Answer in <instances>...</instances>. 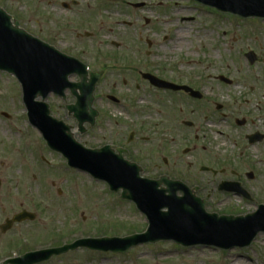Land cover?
I'll return each instance as SVG.
<instances>
[{"label": "rangeland", "instance_id": "obj_1", "mask_svg": "<svg viewBox=\"0 0 264 264\" xmlns=\"http://www.w3.org/2000/svg\"><path fill=\"white\" fill-rule=\"evenodd\" d=\"M71 2L76 5L71 6ZM62 4H67L69 9H63ZM136 4L143 6L134 8ZM0 8L26 33L60 52L93 65L104 61L109 68L101 86L120 81L121 60L125 58L130 62L146 60L147 65L155 61L160 68L174 69L176 74L183 73L203 85L218 88L219 84L212 83L213 79L208 77L228 76L239 67L241 82L246 67L241 56L235 59L237 50L264 45L262 21L221 14L192 0H0ZM147 43L151 44L149 48ZM146 52L150 57H145ZM100 110L98 125L87 132L85 127L83 134L74 136L86 148L104 143L106 109ZM139 110H144L147 116L142 115L141 122L135 126L129 123L128 115L117 112L109 115L112 119H122L126 133L137 131L150 136L153 121L157 119L153 115L155 111L142 104ZM55 114L63 119L65 113L58 110ZM64 122L75 127L71 121ZM181 149V145L175 147V172L166 175L173 179L196 177L188 183L193 184L194 180L197 185L205 184L204 194L213 195L215 190L208 186L209 182L202 181L198 169L186 165ZM0 150V163L6 164L7 175L11 177L7 178L1 204L36 217L19 231L0 237V264L26 252L58 247L78 239L122 238L146 229L145 217L132 203L120 200L119 193H110L106 184L67 168L60 155L47 149L40 134L27 122L17 81L5 73H0ZM148 154L150 163H158L151 157L153 152ZM141 159H145L144 154ZM159 175L146 171L141 176L156 179ZM253 208L236 197L222 196L209 200L205 210L242 216L249 211L253 213ZM200 252L205 256L198 257ZM232 263L264 264V234H259L243 249H185L175 247L172 242H159L132 248L125 255L78 249L42 264Z\"/></svg>", "mask_w": 264, "mask_h": 264}, {"label": "flooded vegetation", "instance_id": "obj_2", "mask_svg": "<svg viewBox=\"0 0 264 264\" xmlns=\"http://www.w3.org/2000/svg\"><path fill=\"white\" fill-rule=\"evenodd\" d=\"M258 21L264 23V20ZM147 46L149 48L151 44L147 43ZM263 49L264 45H259L242 52L237 50L235 59L238 60L241 56L245 61L246 68L243 70L246 76L239 81L241 70L238 67L228 76L219 74L208 77L213 79L212 83L219 84L218 88L203 85L183 73L176 74L174 69L160 68L155 61L147 65L146 60L130 62L125 58L121 60L120 81L101 86L109 66L104 61H98L94 64L97 69H93L92 63L78 59L86 66V83L90 80V74H100L92 94V109L96 112V117L93 125L84 126V132L85 127L87 132L98 125L102 116L100 109H106L103 114L105 126L107 125L104 143L89 149H105L109 156L119 157L139 166L141 173L148 171L160 174L153 180L166 177L182 182L195 197L203 201L205 207L209 200L233 196L251 204L255 211L260 207L264 208ZM145 57H150V53L146 52ZM146 76H151L166 86L154 85ZM68 82L78 84L79 78L72 75ZM79 96L78 87L66 86L62 95L50 92L44 99L52 118L75 124L74 127L65 123L72 128L74 136L82 133L67 107L74 105ZM36 100L41 101V98ZM141 104L146 108H153V115L157 118L156 122L153 121L150 136H143L137 131L126 133L127 127L121 118H110L109 114L112 112L123 113L128 115L129 123L135 126L139 120L141 122L142 115L147 116L144 110H139ZM58 110L64 111L63 119L55 114ZM180 145L186 165L190 169H198L203 175L202 181L209 182L208 186L215 190L213 195L204 194L207 189L205 184L197 185L194 180L193 184L188 183V180L196 177L173 179L166 175L170 171L175 172V147ZM149 150L153 152L151 157L157 159L158 163H150L147 159L148 153H151ZM143 154L145 159L140 161ZM148 164L152 166L148 167ZM7 171L6 164L0 163V200L7 178H11ZM23 211H13L12 206L6 208L0 202V237L19 231L29 223L12 222ZM250 212L248 213H254Z\"/></svg>", "mask_w": 264, "mask_h": 264}, {"label": "water", "instance_id": "obj_3", "mask_svg": "<svg viewBox=\"0 0 264 264\" xmlns=\"http://www.w3.org/2000/svg\"><path fill=\"white\" fill-rule=\"evenodd\" d=\"M222 13L242 18L264 19V0H194ZM139 5H136V7ZM0 72L13 75L21 87L22 102L32 127L37 129L47 147L60 154L69 168L88 174L105 183L110 192H120V199L134 204L145 216V232L124 238L79 239L59 248L43 249L9 259L2 264H39L69 251L87 249L103 253L126 254L136 246L172 241L183 247L203 246L222 250L246 248L264 233V208L244 217L217 216L204 211V204L194 198L186 186L163 177L157 181L140 177V169L105 149L90 150L76 142L70 127L50 117L44 99L50 92L62 95L66 86H76L80 96L67 107L78 121L93 124L92 93L98 75L91 74L86 83V67L74 58L30 36L12 23L0 9ZM76 75L78 84L68 78ZM155 84V83H154ZM41 98V101H36ZM182 196L178 197L177 193ZM22 212L12 222L34 220Z\"/></svg>", "mask_w": 264, "mask_h": 264}, {"label": "bare ground", "instance_id": "obj_4", "mask_svg": "<svg viewBox=\"0 0 264 264\" xmlns=\"http://www.w3.org/2000/svg\"><path fill=\"white\" fill-rule=\"evenodd\" d=\"M177 39H178L177 41H179V37H177ZM189 249H190V248H189ZM197 256H198V257H203V256H205V254L202 253V252H200V253L197 254ZM250 263H251V262H250ZM232 264H243V263H232Z\"/></svg>", "mask_w": 264, "mask_h": 264}]
</instances>
